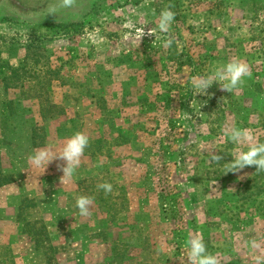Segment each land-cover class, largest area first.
Returning a JSON list of instances; mask_svg holds the SVG:
<instances>
[{"label":"rangeland","instance_id":"obj_1","mask_svg":"<svg viewBox=\"0 0 264 264\" xmlns=\"http://www.w3.org/2000/svg\"><path fill=\"white\" fill-rule=\"evenodd\" d=\"M74 6L53 23L0 24V264H189V233L203 238L219 264H255L256 254L264 257V171L226 173L235 146L222 129L246 128L252 142H264V0ZM164 8L175 12L167 33L155 27ZM58 20L65 23L55 26ZM230 59L249 66L243 85L231 93L213 82L195 95L192 78ZM99 69L118 77L100 80ZM47 93L48 101L34 98ZM91 99L99 108L86 120ZM43 108L52 117L45 123ZM33 126L47 136L37 130L36 147ZM70 126L89 137L85 153L100 166L75 171L76 191L53 190L59 175H32L28 156L47 146L54 128ZM212 151L221 161H210ZM105 181L107 194L97 188ZM80 195L94 197L88 216L76 207ZM251 238L261 248L250 255ZM47 240L56 249L52 262Z\"/></svg>","mask_w":264,"mask_h":264},{"label":"clouds","instance_id":"obj_2","mask_svg":"<svg viewBox=\"0 0 264 264\" xmlns=\"http://www.w3.org/2000/svg\"><path fill=\"white\" fill-rule=\"evenodd\" d=\"M73 0H62L63 7H70ZM54 13V10L49 12ZM175 12L170 8H164L158 16L156 28L161 33H167L174 21ZM145 34V29L142 30V36ZM148 34H153V28L148 30ZM88 39L93 44L102 42L103 37L99 40L95 33H88ZM171 39L164 41V46H170ZM251 76L249 66L239 59H230L226 62L213 63L211 71L207 75L193 77L191 84L194 94H204L207 89L218 82L220 87L232 93L233 89L243 85L244 78ZM222 134L235 146L230 152L233 159L230 162L223 163L228 172H238L246 166H256V171H264V142H252L250 132L246 128L235 126H226L222 129ZM90 139L82 131H77L67 138L62 149L54 152L52 146H45L33 152L28 156V163L33 168H45L54 159L65 161L64 165H58L63 175L61 182L65 179H70L81 164V157L84 155L86 148L89 146ZM246 147V150H243ZM211 162L221 161V155L215 154L213 151L209 153ZM102 163V162H101ZM219 164V163H217ZM98 189H102L105 194L112 191V184L103 182L97 185ZM94 197L90 195H80L76 198V207L81 216H88L91 212ZM183 247L186 249L187 260L189 264H219L218 258L213 253L209 252L203 238L199 235L188 234L184 241ZM249 253H258L261 248V242L256 238H251L248 241ZM163 250V249H160ZM255 264H264V257L259 254L254 256Z\"/></svg>","mask_w":264,"mask_h":264},{"label":"crops","instance_id":"obj_3","mask_svg":"<svg viewBox=\"0 0 264 264\" xmlns=\"http://www.w3.org/2000/svg\"><path fill=\"white\" fill-rule=\"evenodd\" d=\"M89 2H92V0H89ZM74 4H75V0H73V3L70 7H63L62 1L60 2V0H0V24L7 23L9 21H12L13 19H14V21H15V19L17 21V20H20V18H22V20H21L22 22L26 21V20L28 21L31 19L32 20L48 19V20H50L51 23H53L55 21L54 17H56V16L59 17L60 15H65V14L71 15L70 11L75 9ZM53 10H54V13H49ZM89 10L90 9H88L85 13H88ZM5 16H7L8 18H2ZM55 23H57L55 26H58V24L65 23V22L59 21V22H55ZM48 25L49 24H47L45 26H48ZM27 46L28 45H26L24 48L25 56L27 53V49H26ZM80 60L83 61V59H79V58L75 59V62L77 63V65H80V62H78ZM90 61H91L90 58L87 59V63ZM105 74H106V76L110 75L111 77H114V78L118 77L116 72H108ZM105 74L99 69V72H96L93 75L96 78L101 80V79H105ZM82 89H84V87ZM85 98H88V97L83 96L82 100H85ZM86 105L89 106V107H86V109L84 108V110H86V112H87V115H86V120H87V119H89L87 117H91L89 112L95 111L99 107L97 106L96 102H94L92 99L90 100V103L86 104ZM76 116L77 115L75 114V117ZM76 118L74 119L75 122H76ZM77 120H78V118H77ZM85 121H83V124L85 123ZM71 127L72 126H70L67 129L54 128L51 137H49V142H48L47 146H52L54 152H58L59 150H61L62 146L66 142L67 138L70 137L73 133L77 132L75 129L73 130ZM61 133H64V134H61ZM63 135H65V136H63ZM100 157L101 156H99L97 158H100ZM64 164H65V161H63L61 159H54L51 163H49V165L45 168V170L43 168H39V169L34 168L32 171V175L44 176L47 174H51V175L56 174V175H59V177L61 178L63 175V172L61 171L60 168H58V165H64ZM84 166L86 168L94 167L96 169L100 166V164L98 162H95L93 157L84 153V155L81 157V164L79 167L83 168ZM28 173L31 176L30 170H28ZM42 181H43V185H44L42 187V190L43 189L44 190L49 189V188H46L47 187L46 185L51 180L49 178H46V180L43 179ZM64 182H66L68 184L63 185V183L60 182L58 185L55 182H51V187L53 186V190L54 189L58 190L59 189L58 187H60V189H62L63 191H67V192H73V191H76L78 189V185L76 183L74 176H72L70 179H65ZM55 184H57V187H55ZM49 191L50 190H48L47 192H49Z\"/></svg>","mask_w":264,"mask_h":264},{"label":"trees","instance_id":"obj_4","mask_svg":"<svg viewBox=\"0 0 264 264\" xmlns=\"http://www.w3.org/2000/svg\"><path fill=\"white\" fill-rule=\"evenodd\" d=\"M32 44H30V45H28L27 47H26V49H27V53H26V56H25V58H24V61L23 62H28V55H29V53H30V51H31V49H32ZM15 78H17L18 80H22L23 78H24V76L22 77V76H20L19 74H15ZM8 80H10V79H8ZM43 94H35L34 95V98H43L45 101H48V95H50V93H47V94H44V95H46V96H42ZM57 106H55V105H53V106H51V109H54V108H56ZM58 108V107H57ZM47 114H49V112L48 111H46V109H42V111H41V116H42V118H43V122L45 123L47 120H48V118L49 117H47L48 115ZM51 119H52V117H50ZM49 118V119H50ZM37 130H40V131H43V138H44V141H46V134H45V129H44V126H33V129H32V135H31V141H32V146L33 147H36V138L37 137H39V136H37ZM44 141L41 143V144H44ZM82 189V188H81ZM98 207L99 208H101L102 209V207L103 206H100V205H98ZM104 209H110V207H108V206H104L103 207ZM47 243H48V245L47 246H50V240H47ZM51 247V246H50ZM51 249L52 250H49V253H50V255L49 256H46L47 257V260H48V262H52V261H54L55 260V256H53V253L56 251V249L54 250V248H52L51 247Z\"/></svg>","mask_w":264,"mask_h":264}]
</instances>
